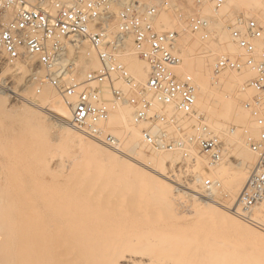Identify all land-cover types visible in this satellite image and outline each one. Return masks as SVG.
I'll return each instance as SVG.
<instances>
[{
    "label": "rangeland",
    "instance_id": "374dc122",
    "mask_svg": "<svg viewBox=\"0 0 264 264\" xmlns=\"http://www.w3.org/2000/svg\"><path fill=\"white\" fill-rule=\"evenodd\" d=\"M141 1L144 3H148L152 0H141ZM185 1H186L185 2L186 6L183 9L184 22L186 17L192 14V9L194 8V3L196 0H193L192 2H188L187 0ZM207 1L208 4L206 5L204 4V9L206 8L205 6L208 7L209 5L213 9L211 0H207ZM252 1L258 7L263 4L262 2H257L258 0H252ZM224 8L225 7H223V12L222 11H220L219 13L214 12L215 14H213L212 12L210 13V11L206 13L207 11L205 12V10H203V15L206 16V18L213 20L214 24L216 22L218 23V24L216 23L217 24L216 26H214V24L212 26L211 38L214 41L211 42L212 45L209 43V45L206 46L207 44L204 45L205 43H203L204 39L202 40L201 37H199L201 39V42H198L196 44L197 46L194 44L195 48L193 49L194 56L198 55L196 56L197 58L199 57V55H203L200 53L204 49L202 47L203 45L209 50L212 46L213 49L212 48L211 49L215 51V53L213 54V59L218 57L216 58L217 60L215 59L214 65H216L218 59L223 54L228 53L236 58H238L241 55V51H239L238 49L235 52L234 50L230 49V47H228L227 40H231V38L229 36L230 35L229 31H226L225 25H230V22L228 21H231L234 17H236V15H241L242 13H239L240 10L237 9L233 3L232 5L230 4L228 6L229 12L228 10H226V8L225 9ZM117 10L118 9H116V11ZM165 14L163 13L159 16L156 24V28L158 29L163 28L166 30L178 29L179 32L181 33L180 31V27H181V29H184V31L182 30L183 34H181V37L183 39L186 38V40L189 43H192L193 41L198 39L197 36L199 35H193L192 33H190L189 30H187V26L185 24L186 22L184 23L183 21L180 22L178 21L179 18H177L178 16L176 15V13H165ZM261 14L262 15H260V22L264 25V13ZM163 15L168 16L169 18V22L166 25L164 22H162L161 19L163 18ZM181 23L186 29L183 28V26H181ZM188 31L189 33L188 35H186ZM184 33L186 36H184ZM222 34H227V35L223 36ZM228 36L230 39L228 38ZM128 41H130V44L129 45L126 44L127 45L126 47L128 50H130V47L132 48L133 44H131L132 43L131 39L130 40L127 39V42L125 43H129ZM233 46L237 48V46H235L234 43ZM215 48L217 50H215ZM260 49H264V48L260 47ZM90 50H91L90 47L88 48V45L86 43V48L84 49V51H82L84 52L82 54L83 56L80 58V62L78 64V72L79 75L81 76H83L90 69H97L99 67V60L97 53L93 50L92 51ZM209 50L208 53L212 51ZM204 51L207 56L208 54L206 52L207 50L204 49L203 52ZM126 56L128 57V55ZM126 56H124L122 60L128 68L127 65L128 62L126 60L127 58ZM209 58H206L207 60L204 58L203 60L200 59L198 60V63L195 62V64H193V67H191L192 72H194L195 74L197 73L203 74L202 76L204 78L203 77L201 78L200 75L199 77L198 75H196L195 77L196 79L201 78V80L203 79L205 81L207 80L205 78L209 76L210 77L208 78V80L215 79L212 71L214 68L211 69L210 64H208ZM143 64L145 67L143 73L144 75L142 77L140 76V78H137L139 76L133 74V72L130 71L128 68L131 75L136 79V82L139 83L140 85H145L148 81L149 69L144 62ZM25 68L20 70L18 73H11L7 71V66L0 70V84H1L0 86L3 88L2 90L4 91L3 94L0 93V206L2 208V209L0 208V212H1L0 213V227H1L0 247L2 246V244H4L0 249V257L3 256L4 258L7 256V254L5 253H8V255H11L10 256L11 261L14 263L16 262V259L14 261L15 256L18 255L19 253L23 254L25 252L26 247H28L30 251L32 247H35V249L38 248V247L36 248V246L38 245L40 247V244L37 243L38 240V242H41V244H43L42 242H44V244L46 243V245L48 246L46 247L48 248L46 252L49 253H54L55 251L53 249L56 248L58 245H60V247L58 246V248L61 249L63 247L64 249L63 251H65V248L68 249L70 248L69 250L68 249L66 250L68 251L67 253H69L70 251L73 254L74 252L76 253L78 251V254L81 252L84 253V254L81 253V255L83 256L86 255L87 253L93 252V250L92 252L89 251H90V247H92L94 244L97 247L101 245L109 244L115 246L117 245L116 248L117 247L119 248V246L125 247L119 250L128 249V252L137 251V253L142 252L141 254L146 253L145 255L147 256L150 255L152 258L155 257L153 258L154 260L155 259L158 260L159 257H162V255L164 256L165 254H166L165 256H167L168 254V256L170 257L173 254L175 255L178 254V256L181 257L178 256L176 257L172 256V257L176 258L177 260L179 258V261H182V256H183L184 257L183 262L187 260L186 262H189L187 264H201V263L204 264L206 257L204 259L202 255H204V253L209 251L207 249L208 247L209 249L211 248L210 251L213 250V252H215L216 254L213 253L211 255L212 257L209 256V258L206 260L207 264H210L209 262L213 261L212 259L219 260L221 256H222L221 258L223 259L220 258L221 260L219 261V264L222 263L221 262L222 260L224 263H226L227 261V264H229L228 262L229 260L231 262L230 264H235V263L264 264V236L260 235L257 231L253 232L251 230L245 229L242 225L241 227L240 225L238 226L236 223L234 224L231 223V221L227 217L211 212L206 213L202 218L200 217L199 219L202 220H199V223H196L198 222L199 216L193 213L194 210L187 203L184 202V198L182 201L181 197L180 198L177 197V195L182 194V192H187L194 196H198L195 192H193L192 182L190 181L189 178L190 170L185 172L183 171V169L179 168V164L183 162L182 156L180 154L171 152L172 156H169L170 158H167V160H165L164 170L166 171L162 172L164 174L160 176L165 184H169L172 186V188H174L175 197L170 199L169 202L165 201L169 204V205H165L162 202L164 200H161V197L157 191L158 183H155L156 181H153L151 179V173H147L150 172L147 168H145L147 170L142 168L141 171L143 173L145 172L142 177V174H139V172L134 171L133 169L125 166L124 164L120 165L122 163L118 165V163L115 161L116 162L115 165V162H113L112 160H111L112 162L111 161L107 162L108 159L106 160L105 159L106 157L105 158L102 157L103 160L105 159L104 161L101 158L98 159V161L97 160L93 161L86 155L76 153L73 147L74 145H72L73 143L71 142L69 143L68 140L67 141L65 140V138H64L65 140L64 142L63 138L60 137L57 128L58 124H56L57 122L56 120H54L57 118V115L52 114L53 118L51 116H48L47 118L44 117L45 114L43 113L44 109L50 110L49 108L51 107L52 110L55 107H57L56 109H63L64 105L62 104L59 107L53 104H51V107L49 105L45 106L46 104L42 103L40 98H38L40 97V91L42 92L44 90L46 91V93L48 92L47 90H50L51 92L49 93L54 92L58 95L60 94L49 83L45 82V84H48V86H45L46 89L48 87V89L46 90L44 89V85L39 86L40 83L31 81V77H37L35 75L41 73H43L42 75H44V72L36 69L34 70V73L31 74ZM210 69L212 73L210 72ZM223 74L222 76H224L225 78L220 76L216 79L217 80L229 79L230 78L229 76H231V78L236 77V80L238 77L239 80H246L248 78L245 79V77L249 76L250 78L248 79V81H251L255 77L254 72L251 71L250 69H245L241 72L230 70L224 72ZM227 75L229 78H226ZM216 79L214 81H216ZM211 80L208 84L211 85L212 91L224 90V92L225 93L227 92L226 94L231 95L232 98L235 97L233 100L236 106L234 104H233L234 106L233 105L229 106L230 108L232 107L234 109L233 111L231 108V112L229 110L230 115L233 112V115H235V117L233 116L232 119V116L229 115V117H231L230 122L228 121L229 119L228 116H227L228 119L226 117L227 120L224 119L225 122L224 120H222L223 122L222 123L220 120L222 126L221 128L220 127L218 128V133H219L218 135L221 136V140L225 138L226 140L224 139L225 141L223 140L224 141L223 143L224 144H226V142L228 143V145H225L226 151L223 156V159L225 157L228 159L227 155H231L229 156V161L232 162V166L231 169L229 168V171L224 172L223 175L224 176L223 195H216L215 197L217 199L214 197L215 200L219 201L222 206L235 211V209L237 208L240 202L241 195L250 178L252 170L258 163L259 158L257 152L254 151L250 147V145H248V141H247V147L251 148L255 152L254 154L257 155L256 156L254 155L256 159H255V163L252 165L253 168H251L249 171L246 172L242 171L240 169L241 167L238 165L239 156H237L236 153L234 152L232 145L229 146L230 142H228L227 139L231 140V137L232 139H234L235 137H240L243 138L244 140V138H247L246 136L247 131L249 129L251 130L250 128L251 126L249 125H252V127L254 125L256 126V128L257 127L259 128V129H254V132L251 130L249 135L252 138L257 139L260 133V127L258 126V124L254 122L250 114L244 109V105H242L243 103L242 102H240L241 104L238 103L239 100L241 99L240 97L242 94L240 93L241 90L237 88L238 86L235 88V90L240 91V92H236L237 94L239 93L240 95L235 96L233 92L234 94L233 96L232 93H230L231 92L230 89H232L231 87H227L228 89L226 88V91L224 87H221V89L220 88L217 89L218 87L217 88L213 87V84L219 83L220 80H218L215 83L213 81L211 83ZM233 81L237 84V81H235V79ZM2 83L5 84V86ZM247 83L245 84V86L247 85ZM116 86L124 90L127 89L125 88V85L123 83H117ZM241 87L243 88V86ZM41 88L43 90H41ZM254 93L255 92L252 91L250 96L247 93L246 94L249 97H253ZM41 94H43V92ZM59 97L61 100L63 99L61 95ZM71 101L74 100L71 99ZM239 105H241L240 106L242 107L241 109ZM120 108L119 109L117 108L118 110L117 109L115 110V114L118 113L119 111L120 113L123 111ZM128 109L131 110L132 118H133L134 110L131 107H129ZM237 109L240 111L238 113L244 112L242 113L243 119L242 117H239L240 116L239 114L236 115V112L238 111ZM40 112L43 114H41ZM212 117L213 115L211 116V118ZM50 118L54 120L56 123L52 120L49 121ZM213 118H216V116L214 115ZM235 118H239L241 124L239 122V119L236 120ZM234 119L239 123L236 122L233 123ZM223 125H225L226 127H224ZM143 127L141 125H138V129L141 131ZM224 128L226 130H224ZM231 128L234 129L232 130L235 131V133H231ZM106 130L107 133L111 131L113 134L111 132L109 134L114 136L117 141L119 138H117V135H115L116 132L120 135L121 133L124 135V133L126 134L127 132L126 131L127 128L124 127L123 125L115 126V128L113 129L106 126ZM120 139L121 140H119V143L122 144V138L120 137ZM139 142L143 143L142 136ZM119 143L117 142V146ZM103 146L108 148L112 152H117V151L119 152L120 150V148L118 147L115 149L113 147H108L105 145ZM126 147L128 148V146L124 147V152H125L124 156L126 157L133 156L135 158L139 157L137 158L138 160L139 159L141 160L142 158L143 163L146 162L147 158L155 156V153L154 154L152 153L151 155V151L149 149L145 147L142 149L139 146L137 147L135 152L141 151L143 152L142 155L139 156L137 153L136 154L133 153L134 155L129 154L127 151H125ZM144 149L147 150L145 151ZM124 152L120 150L121 154ZM169 153L170 152H168V155L171 154ZM196 158H197V162H199L198 163L199 166L201 167H199L197 164L195 168L199 167V169L196 168L194 172L196 171L198 175L201 177H203L202 175H206L207 177H209V174H211L210 176H212L214 173L211 171V168L210 170H205V168L208 167L207 160L204 157H202L203 159L201 158L202 161L198 160V155H196ZM171 161L173 162V164ZM132 164H134V166H137L136 162ZM202 166H204L203 172H202ZM162 167H160V169ZM206 176H204L203 178H205ZM209 178H212L213 180L215 176ZM176 188H179L182 191H177ZM39 197H41L42 200L44 199V201L40 200ZM36 199L40 201L41 205H43L45 201L48 203L50 208L48 206H46V208H49V210L44 207L45 205H43V207H40L42 208L41 210H43V211L40 210L41 211L40 217L41 218L44 217V219L47 217L46 219L49 221L50 225L47 224L48 223L47 220H46L47 222L45 221L42 222L41 220H44L43 218L40 219V222L43 223L42 224L38 222L39 219L34 220L33 218H31L30 221L29 219H25L23 218V216H21L25 214V211L27 212L28 207L31 206V204ZM42 202L44 203L42 204ZM263 205H264V198L261 201H259L254 208V211L257 210L261 212V215L260 216L257 214L255 215V213L253 212V214L249 218H254V216L261 217L259 221L264 226V211L262 209L264 207ZM259 206H262L260 207V210L257 209ZM44 209L48 211L47 214L45 213L46 210ZM20 212H21L20 216L23 219L19 216ZM42 212H44L46 216H42L41 214ZM51 214H53V216H51ZM33 220L34 222L36 221L38 224L36 222L34 223ZM51 220L53 221L50 222ZM31 222H33V224H31ZM242 222L245 223L246 221L243 220ZM55 223L56 224L62 223L61 227L60 224L57 225L61 229H59V227H57ZM56 227L58 230L55 229ZM258 231L261 230L258 229ZM34 235H36V237H34ZM46 236L47 239L44 240V238L42 237L46 238ZM50 236L54 239H52ZM49 237L51 240L49 239ZM34 238H36L35 240L38 245L34 242L35 245L33 244L32 246L31 242L33 241ZM213 238L219 243L217 244L216 242V246H214V249L217 248L216 250H214L213 245H211V244H215V241L212 240ZM55 239L56 240L59 239L60 241H56ZM219 239L221 242L219 241ZM47 242L49 243L53 242L52 243L53 246L49 243L47 244ZM54 242L58 245L57 246L56 244L54 245ZM206 242H208L207 244L211 246L207 245ZM29 243H31L32 247H29L30 246ZM182 243L183 244L185 243L187 246L180 247V245H183ZM225 243H227L228 245H226ZM7 244L10 247H7ZM170 244L172 247L169 248ZM43 245H41L42 249L45 248L46 246ZM176 245H177L176 249H178V246L181 249L187 248V250L190 249L191 247L192 248L195 247L194 248L195 250L197 247L200 248L199 250L202 251H199L197 249L196 252L197 253L201 252L198 254V256L200 257V259L202 257V260L199 261V257L195 254V251L193 249L192 251L189 250L188 254L185 252H184L185 254L183 252L179 253L180 249H178V252H176L177 251L175 249ZM217 245H219L220 247L218 248ZM50 246H52V248ZM78 246H81L80 247L81 249L79 248L80 250L79 249L75 251L72 250V248L76 249V247L78 248ZM221 246H223L224 250L221 249L222 248ZM88 248L89 251L87 250ZM35 249H32L34 251V254L36 252L40 253L42 251L41 248H39V250L37 249L38 251H36ZM49 249H51L54 252H50L51 250ZM170 249H173L174 252L176 253L172 254V250L170 251ZM5 250L8 251L6 252ZM29 250L28 251L26 250V252H29ZM55 250H57V248ZM167 250L172 255H169ZM2 252L4 253L2 254ZM55 253L53 255H55ZM190 253L195 255V257L193 256L192 258L193 260L191 259V257H189L191 255ZM208 253L206 254L208 255L211 254L210 252ZM57 254L60 253L58 252ZM218 254H222V255L218 256ZM227 254L228 256L226 257ZM216 256H218L219 258H217ZM84 257L81 258L83 261V262L81 261L82 264L85 263ZM234 257H236L235 258L236 261L234 259H233L234 261L231 260ZM252 259L254 260L252 261ZM192 261L194 263H192ZM155 262L154 264H157V261ZM214 263H216V261ZM180 264H184V263H180ZM216 264H218V261Z\"/></svg>",
    "mask_w": 264,
    "mask_h": 264
},
{
    "label": "built area",
    "instance_id": "2783aa9c",
    "mask_svg": "<svg viewBox=\"0 0 264 264\" xmlns=\"http://www.w3.org/2000/svg\"><path fill=\"white\" fill-rule=\"evenodd\" d=\"M185 2L0 0V70L34 60L26 70L31 74L41 70L44 76L31 77V81L48 82L64 101L74 100L70 104L71 125L87 138L115 149L118 141L107 133L106 123L120 105L131 107L135 123L144 126L141 135L147 149L180 154L183 162L179 168L190 170V181L211 190L216 185L214 180H201L194 172L196 155L207 160L205 170H210L222 161L224 143L210 133L197 111L193 78L177 72L182 63L180 32L156 28L162 13H176L179 22L183 21ZM211 2L218 13L226 0ZM203 10L204 1L196 0L192 14L183 22L192 34L207 39L209 21ZM228 31L241 55H221L214 68L215 78L229 70L250 69L255 74L246 85L255 93L243 105L260 127L257 139L247 135L248 145L258 153L259 160L234 211L249 220L264 198V49L257 44L264 43V25L256 18L240 17ZM127 39L132 40L135 53L149 67L145 85L136 82L122 60L129 53ZM85 42L97 53L99 68L81 76L75 59L85 49ZM117 83L127 89L117 87Z\"/></svg>",
    "mask_w": 264,
    "mask_h": 264
},
{
    "label": "bare ground",
    "instance_id": "6f19581e",
    "mask_svg": "<svg viewBox=\"0 0 264 264\" xmlns=\"http://www.w3.org/2000/svg\"><path fill=\"white\" fill-rule=\"evenodd\" d=\"M188 2H192L193 0H187ZM204 1V4L206 5V4H208V1L207 0H203ZM257 2H262L263 4L262 5H260L259 7L256 5V4H254L253 3V1L252 0H226V3H225V5H224V7L226 8V10H228V12H229V9H228V6L231 4L232 5V3L234 4V6L237 8V9H239L240 11H239V13H242L241 15H236V17H234L231 21H228V22H230V24L231 23H234L238 18H240V17H244V18H256L259 22H260V15H262L261 13H264V2L263 1H261V0H258ZM210 6V5H209ZM207 7V6H205L206 8L204 9L205 10V12L206 13H208L209 11H210V13L212 12L213 14H215L214 13V9H212L211 8V6L210 7ZM208 8H210V9H212V10H210V9H208ZM224 8V9H225ZM225 10V11H226ZM222 12H223V8H222V10H221ZM224 11V12H225ZM219 13V12H218ZM226 13V12H225ZM256 13V14H255ZM258 13V14H257ZM163 14V13H162ZM165 14V13H164ZM166 15V14H165ZM165 15H163V18H161L162 19V22H164L165 23V25L169 22V18H168V16H165ZM169 15V14H168ZM226 15V14H225ZM227 16V15H226ZM159 18V17H158ZM158 18H157V20H156V24H157V21H158ZM178 18V17H177ZM179 21V20H178ZM208 21H209V30H208V33H209V37L207 38V39H204L203 37H202V35L201 34H193V35H199V36H197V40H195V41H193V42H195V43H189L187 40H186V38H182L181 37V34H183L182 33V30L184 31V29H181V27H180V31H181V33H180V41H179V49H180V52H181V57H182V63H181V65L177 68V72L179 73V74H181V75H190L192 78H193V80H194V82H195V85H196V87H197V92H196V96H197V103H196V108H197V111H198V113H199V115H201L202 117H203V119H204V122H205V124L208 126V128H209V130H210V133H213V134H215L216 136H218L220 139H221V136L220 135H218L219 133H218V128L220 127L221 128V126H222V120H227L228 119V117H229V115H230V113H229V110H230V112H231V108L229 107V106H232L233 104H234V98H232V96L231 95H228V94H226L225 92H224V90H220V91H212L211 90V85H209L208 83L210 82V80H208V78L210 77H207V78H205V79H207V80H201V78L203 77L202 75V73L201 74H199V73H197V74H195L194 72H192V69H191V67H193V64H195V62L196 63H198V60H200V59H202L203 60V58L204 59H206V58H209V63L208 64H210V66H211V69L212 68H215V59L216 58H218V57H216L215 59H213V54L215 53V51H213L212 49V46H211V48H210V50L208 49V48H206V47H204V45H206V46H208L209 45V43L211 44V42H213L214 40L211 38V33H212V26H213V20H211V19H209L208 18ZM215 22V21H214ZM217 23V22H216ZM214 24V26H216L217 24ZM227 23V22H226ZM181 26H183L182 25V23H181ZM221 26H222V24H221ZM228 26L229 25H225V27H226V31H228ZM114 28H115V26H114ZM183 28H185L184 26H183ZM186 29V28H185ZM219 29V28H218ZM170 30H176V29H170ZM178 30V29H177ZM220 30H221V27H220ZM179 31V30H178ZM186 31V30H185ZM188 33H189V31L186 33V35H188ZM191 33V32H190ZM222 33H224V32H222ZM226 33V32H225ZM228 33V32H227ZM185 35V33H184V36H186ZM216 35H219V34H216ZM223 36L225 35H227V34H222ZM230 36V35H229ZM229 36H228V38H229ZM189 37V36H188ZM187 37V38H188ZM199 37H201V39L203 40L204 39V41H203V43H205L202 47L204 48V49H206L207 51V53H208V50L209 51H211L210 53H208L207 54V56H206V54H205V51L203 52V50L200 52L201 54H203V55H199V57H197L196 58V56H198V55H195L194 56V54H193V52H194V48H195V45L198 43V42H201V39L199 38ZM182 38V39H181ZM214 38V37H213ZM230 39V38H229ZM130 40V39H129ZM223 40V39H222ZM126 42H127V40H126ZM129 43H125V44H130V41H128ZM227 43H228V47H230V49H232V50H234L235 52L237 51V49H238V47L236 48V47H234L233 46V42L231 41V40H227ZM131 44H133V43H131ZM195 44V45H194ZM258 44V47L260 48H264V43L263 42H260V43H257ZM83 47H85L86 48V42L85 43H83ZM212 45V44H211ZM235 45V44H234ZM261 45V46H260ZM127 46V45H126ZM197 46V45H196ZM236 46V45H235ZM213 47H214V45H213ZM202 49V48H201ZM215 50H217L216 48H215ZM220 50V49H219ZM239 50V49H238ZM83 51H84V48H83ZM90 51H92V49L90 50ZM240 51V50H239ZM218 52V51H217ZM84 52H82L79 56H77L76 57V59H75V62H76V67H78V64H79V62H80V58L83 56L82 54H83ZM199 54V53H198ZM218 54V53H217ZM88 55H89V53H88ZM91 55V54H90ZM128 55V57L126 58V60H127V65H128V68H129V70L130 71H132L133 72V74H136L137 76H139V77H137V78H140V76L142 77L144 74V69H145V67H144V64H143V62L144 61H142L139 57H138V55L135 53V51H134V49H133V47L131 48L130 47V50H129V53L127 54ZM219 55H220V52H219ZM207 60V59H206ZM217 60V59H216ZM34 60H30V59H27V61H25V62H18V63H16V64H13V65H8L7 66V71H9V72H11V73H18L20 70H22L23 68H25V66L27 67V64H29L30 62H33ZM145 63V62H144ZM201 63V62H200ZM199 63V64H200ZM146 64V63H145ZM147 65V64H146ZM201 65V64H200ZM202 66V65H201ZM214 66V67H213ZM147 67H148V65H147ZM99 68V67H98ZM26 69V68H25ZM148 69H149V67H148ZM211 69H210V72L212 73V71H213V74H214V69L211 71ZM26 71V70H25ZM230 71V70H229ZM43 72V71H42ZM150 72V71H149ZM247 72V71H246ZM38 73V72H37ZM224 73V72H223ZM222 73V74H223ZM249 73H251V72H249ZM43 73H41V74H36L35 76H37V77H43L44 75H42ZM195 74V75H194ZM17 75V74H16ZM135 75V76H136ZM196 75H198V77H199V75H200V79H196L195 77H196ZM212 75V74H211ZM224 75V74H223ZM229 75V74H228ZM228 75L226 76V78H229V79H218V80H220L219 81V83H215V82H217L218 80L216 79V81H214V80H211V83H212V81L215 83V84H213V87H218L217 89H221V87H224L225 88V91H226V88L227 87H231L232 89H230V93H232V95L234 96V94H235V96H237V95H240L239 93L237 94L236 92H240V91H236L235 90V88L237 87V88H239L240 90H241V92L240 93H244L243 95L241 94V101L239 100V102L238 103H240V102H242L243 104H244V102L245 101H247V100H249V99H251L252 97H249L250 95H251V93H252V89L251 88H249V87H246L245 86V84L247 83V82H249L248 81V79L250 78L249 76L248 77H245V79L246 78H248V79H246V80H239L238 78H237V80H236V77L235 78H231V76H229L228 77ZM232 75V74H231ZM244 75V74H243ZM248 75V74H247ZM246 75V76H247ZM214 76V75H213ZM225 76V75H224ZM224 76H222L221 75V77H223V78H225ZM212 77V76H211ZM215 77V76H214ZM234 77V76H233ZM244 77V76H243ZM148 78H149V74H148ZM204 78V77H203ZM235 79V81H237V84L233 81ZM136 80V79H135ZM240 82H239V81ZM46 83H48V82H46ZM3 84V83H2ZM248 84V83H247ZM1 85V84H0ZM4 86H5V84H3ZM2 85V86H3ZM42 85H44V89H46L45 88V86H48V84H45V82H43V83H41V84H39V86H42ZM38 86V87H39ZM50 86V85H49ZM241 86H243V88H244V91H243V89H241L242 87ZM3 88L0 86V93L1 94H3L4 93V91L2 90ZM47 89H48V87H47ZM46 89V90H47ZM228 89V88H227ZM41 90H43L42 88H41ZM233 90V91H232ZM35 91V90H34ZM48 92L46 93V91L44 90V91H42L43 92V94H41L42 92L40 91V97H38V98H40V100H41V102L42 103H44V104H46L45 106H50L51 107V104H53V105H57L58 107L60 106V105H64V107H63V109H56L57 107H55V108H53V110H52V107L51 108H49L50 110H48V109H44V111H43V113L45 114V116L44 117H47L48 118V116H51L52 117V114L54 115V114H56L57 115V118L56 119H54V120H56V122L54 121V120H52L51 118L49 119V121L50 120H52V121H54L56 124H58V131H59V135H60V137L61 138H63V141L65 142V140L67 141L68 140V142L70 143H73L72 145H74L73 147H74V149H75V151H76V153H80V154H82V155H86V156H88L91 160H93V161H98V159H102V157H106L105 159L107 160V162H109V161H113V162H117L118 163V165L120 164V163H122V164H120V165H125V166H127V167H129V168H131V169H133L134 171H136V172H139V174H142V177H143V174L145 173H143L141 170H142V168L143 169H145V168H147L150 172H147V173H151V179L153 180V181H156L155 183H158V186H157V191H158V193H159V195H160V197H161V200H164V201H162L163 202V204H165V205H169L167 202H169L170 201V199H172L173 197H175L174 196V188H172V186L171 185H169V184H165L164 183V181L161 179V177L160 176H162L164 173H162V172H165L166 170H164L165 169V166H164V164H165V160H167V158H170L169 156H172V153L170 154V155H168V152H156V151H151V155H152V153L154 154L155 153V156H153V157H149V158H147L146 159V164L145 163H143L142 161V158H141V162L137 159V158H139V157H137V158H135V157H133V156H131V157H126V156H124V154H125V152H124V147L125 146H128V148L126 147V149H125V151H127L129 154H138L139 156L140 155H142V153L143 152H141V151H139V152H135L136 151V149H137V147L139 146V147H141L142 149L145 147V148H147L146 146H145V144L144 143H140L139 142V140L141 139V130H139L138 129V125L139 124H136L135 123V121H134V114H133V118H132V113H131V110H129L128 108H129V106L127 107V105H120L119 107H118V109L120 108L121 110H123L121 113H120V111L118 112V113H116L115 114V111H113L112 113H111V115H110V117H109V119H108V121H107V123H106V126L107 127H110L111 129H113V128H115V126H118V125H123L124 127H126L127 128V132H126V134L124 133V135L121 133V135L120 134H118L117 132L115 133V135H117V138H119L118 139V143H119V140H121L120 139V137L122 138V144H118V148H120V150L122 151V152H124V153H120V150H119V152L117 151V152H112V151H110L108 148H106V147H104L102 144H99L98 142H96V141H94V140H89V138H86V136L84 137L83 136V133H81L79 130H77V129H75L72 125H71V119H72V109H71V107H70V104H72V103H74V101H69V103L67 102V101H64L63 99L61 100L60 99V95H58V94H56V93H49V92H51L50 90H47ZM248 91V92H247ZM249 91H251V92H249ZM233 92H234V94H233ZM254 92V91H253ZM21 93V92H20ZM38 93V92H37ZM36 93V94H37ZM249 95H247V94ZM56 94V95H55ZM29 95V94H28ZM38 95V94H37ZM42 95V96H41ZM44 96V97H43ZM62 97V96H61ZM21 98H23V97H21ZM20 98V99H21ZM238 98V97H237ZM19 99V100H20ZM239 99V98H238ZM23 100V99H22ZM24 101V100H23ZM28 101V100H27ZM237 101V100H236ZM25 102V101H24ZM31 102V101H30ZM26 103V102H25ZM35 104V103H34ZM241 104V103H240ZM242 104V105H243ZM42 105V104H41ZM52 105V106H53ZM235 105V104H234ZM233 105V106H234ZM236 106V105H235ZM241 105H239V107H240ZM44 107V106H43ZM40 108V107H39ZM45 108H48V107H45ZM230 108V109H229ZM242 107H240V109H241ZM54 109H56V110H54ZM117 109V110H118ZM236 109V108H235ZM239 109V108H238ZM237 109V110H238ZM245 109V108H244ZM232 110L234 111V109L232 108ZM236 110V111H237ZM54 111H55V113H54ZM235 111V112H236ZM234 112V113H235ZM238 112H240L239 110L236 112V115H240L239 117H242V113H244V112H241V113H238ZM41 113V112H40ZM43 113H41V114H43ZM47 115V116H46ZM213 115V117H214V115L216 116V118H211V116ZM228 116V117H227ZM230 116H232V119H233V116L235 117V115H233V112H232V114L230 115ZM244 116V115H243ZM56 117V116H55ZM226 117H227V119H226ZM238 117V116H237ZM46 118V119H47ZM53 118V117H52ZM43 119V118H42ZM41 119V120H42ZM230 119H231V117H229V119H228V121L230 122ZM236 120H238L239 118H235ZM234 119V120H235ZM242 119H243V117H242ZM220 120H221V122L222 123H220ZM225 120H224V122H225ZM233 120V123L234 122H236V123H239L240 122V119H239V122L238 121H234ZM45 122V121H44ZM132 122V123H131ZM231 122H232V120H231ZM235 123V124H236ZM226 124V123H225ZM229 124H232V123H229ZM234 124V125H235ZM240 124H241V122H240ZM227 125V124H226ZM142 126V125H141ZM224 127H226L225 125H223ZM229 126V125H228ZM247 126V125H246ZM249 126H251L250 128H251V130L254 132V129H259L258 127L256 128V126H254L253 125V127H252V125H249ZM140 127V126H139ZM143 127V126H142ZM210 127H211V129L213 130H211L210 129ZM255 127V128H254ZM141 129V128H140ZM233 128H231V133H235V131H233L232 130ZM224 130H226L225 128H224ZM250 130V129H249ZM248 130V131H249ZM251 130L248 132L247 131V135H250V132H251ZM115 131V130H114ZM111 131H109V133H110ZM226 132H228V131H226ZM225 132V133H226ZM112 133V132H111ZM113 134V133H112ZM228 134V133H227ZM246 135V136H247ZM232 136V135H231ZM245 136V137H246ZM230 137V136H229ZM235 137V136H234ZM64 138H65V140H64ZM116 139V138H115ZM225 139V138H224ZM223 139V140H224ZM61 140V139H60ZM222 140V141H223ZM226 140V139H225ZM224 140V141H225ZM245 140V141H244ZM244 140H243V138H240V137H235L234 139H232V137H231V140H228L227 139V141L228 142H230L229 144V146H231L232 145V147H233V149H234V152L236 153V155L237 156H239V158H238V160H239V162H238V165L241 167L240 169L242 170V171H249L251 168H253L252 167V165L255 163V159H256V155L258 154H254L255 152L251 149V148H249V147H247V138H244ZM223 141V142H224ZM142 142V141H141ZM67 144V143H66ZM225 145H228V143L226 142V144H224V146ZM228 147V146H227ZM230 148V147H229ZM231 149V148H230ZM145 150V149H144ZM147 150V149H146ZM145 150V151H146ZM225 149H224V154H225ZM228 152V151H227ZM234 153V154H235ZM133 154V155H134ZM228 154V153H227ZM226 154V155H227ZM231 154V153H230ZM233 154V155H234ZM144 155V154H143ZM232 155V156H233ZM255 155V156H254ZM136 156V155H135ZM224 156V155H223ZM228 156V159L225 157L224 159L222 158V161L220 162V163H218V164H216L215 166H213L212 168H211V171L214 173L212 176L214 177L215 176V178H213V180H214V182L216 183V185H215V187L213 188V189H211V190H207L206 188H203L200 184H194V183H192V187H193V192H195L198 196H194V195H192V194H189V193H187V192H182V194H180V195H177V197H181V199H182V201H183V198H184V202L185 203H187L193 210H194V212L193 213H195L196 215H198L197 217H198V222H196V223H199V220H202V219H199L200 217L202 218L206 213H217V214H220V215H222V216H225V217H227L230 221H231V223H236L238 226L240 225H242L245 229H248V230H251V231H257L260 235H263L264 236V226L260 223V221H259V219L261 218V217H259L260 215H261V212H259V211H257V210H255L254 211V213H255V215L257 214V215H259V216H254V218H249V220H246V219H243L241 216H238V215H236L235 214V212H234V210H231V209H229V208H226V207H224V206H222L221 204H220V202L219 201H216L215 200V196L216 195H223V193H224V189H223V175H224V172H228L229 171V168L231 169V166H232V162H230L229 161V156H231V155H227ZM236 156V157H237ZM234 157V156H233ZM52 158V157H51ZM175 158V157H174ZM179 158V157H178ZM202 157H200L199 155H198V160H201L202 161V159H201ZM104 159V160H105ZM53 160V159H52ZM103 160V159H102ZM103 160V161H104ZM170 160V159H169ZM179 160V159H178ZM177 160V161H178ZM102 161V162H103ZM111 161V162H112ZM132 161H134V162H136L137 164V166H134V164H132V163H134V162H132ZM116 162H115V165H116ZM172 162V161H171ZM159 163V164H158ZM176 163V162H175ZM199 162H197L196 163V165L198 164ZM107 164H109V163H107ZM163 164V165H162ZM172 164H173V162H172ZM163 167H162V166ZM198 166H199V164H198ZM160 167H162L161 169H160ZM199 167H201V166H199ZM199 167L197 168V169H199ZM203 167L204 166H202V172L204 171L203 170ZM167 168V167H166ZM147 169H145V170H147ZM200 171V170H199ZM210 171V172H211ZM141 172V173H140ZM211 172V173H212ZM201 173V172H200ZM138 174V173H137ZM203 174V173H202ZM209 174V173H208ZM146 175V174H145ZM174 175V174H173ZM211 174H209V177H212V176H210ZM203 177L204 176H206V175H202ZM147 177V176H146ZM159 177V178H158ZM171 177V176H170ZM169 177V178H170ZM174 177V176H173ZM177 177V176H176ZM201 176H199V178H200ZM203 177H201L200 179L201 180H203L204 178ZM207 177V176H206ZM175 178V177H174ZM217 178V179H216ZM171 179V178H170ZM210 179H212V178H210ZM174 180H176V179H174ZM151 182V181H150ZM156 186V185H155ZM197 186H200V188H197ZM177 189V191H182L181 189H179V188H176ZM41 197H43V196H41ZM41 197H39L40 198V200H42L41 199ZM197 197V198H196ZM215 197V198H214ZM43 198H45V197H43ZM37 199H38V197H37ZM35 200L33 203H32V200H31V206H29L28 207V210H27V212L25 211V214H23V215H21V212H20V214H19V216L21 215V216H23V218H25V219H31V218H33L34 220H37V219H39L38 220V222L39 223H42L43 221H45V222H47L48 220L45 218L44 219V217H42L44 220H41L42 222H40V219H42L40 216V212L41 211H43V210H41L42 208H40V207H43V205H45L44 207L46 208V206H48L49 207V205H48V203L45 201V203L44 202H42V204L43 205H41L40 204V201L39 200ZM217 199V198H216ZM39 201V202H38ZM42 201H44V199L42 200ZM48 201H49V199H48ZM165 201H167V202H165ZM219 202V203H218ZM264 206V205H263ZM260 207H262V206H259L257 209L258 210H260ZM0 208H1V206H0ZM50 208V207H49ZM49 208H46V209H48L49 210ZM2 209V208H1ZM46 209H44V210H46ZM263 209V211H264V207L262 208ZM262 209H261V211H262ZM41 210V211H40ZM57 211V210H56ZM45 212V211H44ZM44 212H42L41 214H42V216H46V214H47V210H46V214L44 213ZM1 213V212H0ZM53 213V212H52ZM45 214V215H44ZM55 215H56V213H55ZM54 215V216H55ZM195 215V216H196ZM20 216V217H21ZM49 216V215H48ZM51 216H53V214H51ZM197 217H195V218H197ZM22 218V217H21ZM22 218V219H23ZM50 218V217H49ZM52 218V217H51ZM24 219V220H25ZM34 220H33V222H34ZM47 220V221H46ZM246 221L245 223H243L242 221ZM31 221V220H30ZM53 220H51L50 222H52ZM33 222H31V224H33ZM36 222V221H35ZM34 222V223H35ZM194 222V221H193ZM192 222V223H193ZM37 223V222H36ZM54 223V222H53ZM195 223V224H196ZM38 224V223H37ZM43 224V223H42ZM46 224V223H45ZM48 225H50L49 224V221H48V223H47ZM46 224V225H47ZM56 224V223H55ZM54 224V225H55ZM60 224V227L62 226V223H57L56 224V226L57 225H59ZM34 226H35V224H34ZM45 226V225H44ZM194 226V225H193ZM196 226V225H195ZM241 226V227H242ZM49 227V226H48ZM57 227H59V226H57ZM57 227L55 228V229H57ZM59 227V229H61ZM262 227V228H261ZM0 229H1V227H0ZM54 229V228H53ZM54 229V230H55ZM101 229V228H100ZM165 229V228H164ZM258 229H260L261 231H258ZM36 230V229H35ZM58 230V229H57ZM36 232V231H35ZM38 234V233H37ZM45 235V234H44ZM49 236V235H48ZM34 237H36V235H34ZM51 237V236H50ZM50 237H49V239H50ZM42 238H44V240H46L47 239V236H46V238L45 237H42ZM52 238V237H51ZM36 238H34L33 239V241L31 242L32 243V246H33V244L35 245V243H36V240H35ZM48 239V240H49ZM52 239H54V238H52ZM57 239V238H56ZM55 239V240H56ZM51 240V239H50ZM167 240V239H166ZM213 241H215V244H211V245H213V249H214V246H216V240H214V238L212 239ZM3 241V240H2ZM1 241V242H2ZM7 241V240H6ZM6 241H5V243H6ZM40 241V240H39ZM56 241H60L59 239L58 240H56ZM212 241V242H213ZM219 241H220V239H219ZM4 242V241H3ZM2 242V243H3ZM35 242V243H34ZM221 242V241H220ZM1 243V244H2ZM8 243V242H7ZM31 243H29L30 244V246L29 247H32L31 246ZM37 243H39L40 244V247H39V245L37 244ZM37 245L38 246H36V248L39 250V248H41V250L43 251H39L40 253H35L34 254V251L32 250V249H35V247H32L31 248V251L28 249V247H26L25 248V252H26V250L28 251L29 250V252H24L23 254H21V253H19L18 255H16L15 256V258H14V261H15V259H16V262H12L11 261V258H10V256L11 255H8V253H5V254H7V256L6 257H4L3 258V256H1L0 257V264H82V259L81 258H83L84 256V261H85V263L84 264H154V262L155 261H157V264H180V263H184V264H187V263H189V262H183V256H182V261H179V258L178 257H181V256H178V254H173V253H176V252H178V249H180L179 250V253H181V252H185V253H189L188 251L190 250V251H192V249L195 251V254L198 256V254L199 253H201V252H199V253H197L196 252V250L198 249H200V248H196V250L194 249V248H190V249H188L187 250V248L186 249H181L180 247L182 246V247H186L187 245L184 243H182L183 245H180V247L178 246V249H176L177 248V245H176V247H175V249L177 250H175L176 252H174V250L173 249H170V251L172 250V254H170L169 252H168V250H167V252L169 253V255H172V256H174V257H176V256H178L177 258H178V260L176 259V258H174V257H170V256H168V254H167V256H163L162 255V257H164V258H162V257H159L158 258V260L160 259V258H162V259H160L159 261L157 260V259H153V258H155V257H151L150 255V257L149 256H147V255H145L146 253H144V254H141V253H137V251L136 252H128V249L127 250H119V249H121V248H125V247H121V246H119V248L117 247L116 248V246L115 245H101V246H99V247H97L95 244L92 246V247H90V251H89V248L87 249L89 252H92V250H93V252L92 253H85L86 255H81V253H79L78 254V251L74 254H72L70 251H69V253H67L68 251H66L68 248H65V251H63L64 249H63V247L61 248V249H59L58 248V246L60 247V245H58V244H56L55 242H54V245L56 244V248H57V250H55L56 248H54L53 250L56 252H54V251H52L51 249H49V250H51L50 252H54L55 253V255H53L54 253H49V252H46L47 251V249L48 248H46V247H48L47 245H46V243L44 244V242H42L43 244H41V242H38V240H37ZM49 242H47V244H48ZM52 243L53 242H50L49 244H51L52 245ZM95 243V242H94ZM164 243V242H163ZM177 243V242H176ZM192 243V242H191ZM208 242H206V244H207ZM210 243V242H209ZM214 243V242H213ZM222 243H223V241H222ZM165 244H168V243H165ZM195 244V243H194ZM205 244V245H206ZM217 244H219L218 242H217ZM226 245H228L227 243H225ZM4 244H2V246H3ZM41 245H43V246H45V248H43L42 249V247H41ZM185 245V246H184ZM200 245V244H199ZM207 245H209V244H207ZM211 245H209V246H211ZM1 246V247H2ZM53 246V245H52ZM52 246H50L51 248H52ZM175 246V245H174ZM174 246H173V248H174ZM193 246V245H192ZM195 246V245H194ZM203 246V245H202ZM218 246V248L220 247L219 245H217ZM1 247H0V249H1ZM7 247H10L8 244H7ZM55 247V246H54ZM81 246H78V248L76 247V249H74V248H72V250L73 251H75V250H77V249H79ZM167 247V246H166ZM170 247H172L171 246V244L169 245V248ZM222 248L221 249H223V246H221ZM225 247V246H224ZM6 248V247H5ZM23 248H24V246H23ZM87 248V247H86ZM226 248V247H225ZM8 249H10V248H8ZM37 249H35L36 251H38ZM70 249V248H69ZM68 249V250H69ZM81 249V248H80ZM79 249V250H80ZM206 249V248H205ZM207 249L209 250V251H207L206 253H208V252H210L211 254L210 255H208V254H206V253H204V255H206V256H204V255H202V257L205 259V257H206V260L209 258V256L210 257H212L211 255L213 254V253H215V252H213V250H211L210 251V249L207 247ZM206 249V250H207ZM217 249V248H216ZM216 249H214V250H216ZM21 250H23V249H21ZM48 250V251H49ZM59 250H61V251H59ZM71 250V251H72ZM131 250V249H130ZM185 250H187V251H185ZM206 250H203V251H206ZM224 250V249H223ZM223 250H221V251H223ZM6 251V250H5ZM8 251V250H7ZM6 251V252H7ZM123 251V252H122ZM125 251V252H124ZM199 251H202V250H199ZM220 251V250H219ZM33 252V253H32ZM44 252H46V253H44ZM60 253V254H57V253ZM140 252V251H139ZM4 252H2V254H3ZM182 253V254H183ZM184 253V254H185ZM203 253V252H202ZM222 253V252H221ZM5 254H4V256H5ZM82 254H84V253H82ZM183 254V255H184ZM191 254V253H190ZM216 254V253H215ZM207 255H208V257H207ZM219 255H222V254H218V256ZM193 256L195 257V255L194 254H191L189 257H191V259L193 258ZM218 256H216L217 258H219ZM228 256V254L226 255V257ZM7 257H9V258H7ZM17 257V258H16ZM170 257V258H169ZM199 257V256H198ZM202 257H201V259H200V257H199V261L200 260H202ZM215 257V256H214ZM222 257V256H221ZM220 257V258H221ZM225 257V256H224ZM230 257V256H229ZM219 258V260H214V259H212L213 261H210L209 263L211 264L212 262L214 263L215 261H216V263H217V261H218V264H219V261L221 260V259H223V258H221L220 259ZM235 258L236 257H234V258H232L231 260L232 261H234L235 260ZM190 259V258H189ZM225 259V258H224ZM234 259V260H233ZM12 260H13V258H12ZM193 260V259H192ZM206 260L204 261L205 263H206ZM210 260V259H209ZM227 260H228V258H227ZM246 260V259H245ZM251 260V259H250ZM254 259H252V261H253ZM82 261V262H81ZM198 261V260H197ZM236 261V260H235ZM238 261H239V259H238ZM237 261V262H238ZM203 262V261H202ZM208 262V261H207ZM222 262V263H221ZM220 263L221 264H223L224 262H223V260L221 261ZM229 262V264L231 263L230 262V260L228 261ZM250 262V261H249ZM259 262V261H258ZM156 263V262H155ZM192 263H194L193 261H192ZM201 263V262H200ZM204 263V264H205ZM212 263V264H213ZM216 263H214V264H216ZM232 263H234V262H232ZM246 263V262H245ZM254 263V262H253ZM257 263V262H256ZM202 264V263H201ZM207 264V263H206ZM224 264H227V261H226V263H224ZM235 264H237V263H235ZM243 264V263H242ZM252 264V263H251ZM255 264V263H254ZM259 264V263H258Z\"/></svg>",
    "mask_w": 264,
    "mask_h": 264
}]
</instances>
